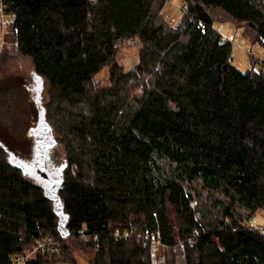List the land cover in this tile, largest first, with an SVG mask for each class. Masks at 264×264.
Instances as JSON below:
<instances>
[{"label":"trees","instance_id":"trees-1","mask_svg":"<svg viewBox=\"0 0 264 264\" xmlns=\"http://www.w3.org/2000/svg\"><path fill=\"white\" fill-rule=\"evenodd\" d=\"M166 1L0 0L18 54L49 86L71 232L59 236L51 203L0 149V264L46 239L27 264H74L73 249L89 264H152L156 233L163 264L179 247L184 264H264L251 224L264 211V68L233 67L213 26L227 18L264 46V0H182L178 27ZM129 39L141 48L126 72L115 58Z\"/></svg>","mask_w":264,"mask_h":264},{"label":"rangeland","instance_id":"rangeland-1","mask_svg":"<svg viewBox=\"0 0 264 264\" xmlns=\"http://www.w3.org/2000/svg\"><path fill=\"white\" fill-rule=\"evenodd\" d=\"M161 16L172 27H178L184 16L182 0H167L161 10ZM214 23V29L221 34L223 39L232 45L230 64L241 72H248L254 68H264V46L253 43V35L244 36V28L231 22H224L227 18ZM8 17L4 19L0 13V136L6 140L11 139L15 148L26 149V134L31 124V115L35 113L33 102L28 101V92L22 76L17 75L10 65L14 67L21 63L32 69L31 61L20 56L16 44L8 29ZM223 21V22H222ZM141 48L140 41L129 39L119 45L116 62L124 71H131L139 59ZM94 82L99 86L110 84V67H105L95 76ZM27 84V83H26ZM46 94V96H45ZM44 100H48L47 91ZM252 222L255 226L264 228V211H258ZM160 252V253H159ZM177 264H184L183 247L177 249ZM89 254L85 250L73 249L74 264H89ZM158 257L164 259L163 251H158ZM163 262V263H164ZM161 263V264H163Z\"/></svg>","mask_w":264,"mask_h":264},{"label":"water","instance_id":"water-1","mask_svg":"<svg viewBox=\"0 0 264 264\" xmlns=\"http://www.w3.org/2000/svg\"><path fill=\"white\" fill-rule=\"evenodd\" d=\"M32 81L25 85L28 92V101L33 102L37 117L27 131V138L31 140L30 152L20 154L11 150L0 142V148L6 155L7 164L18 170L22 177L32 185L39 187L46 200L51 203L52 212L57 218V231L62 239L71 236L69 229L70 215L65 210L62 191L66 182L65 173L68 162L57 163L55 152L60 148L55 128L48 120V102L44 94L48 91L45 78L35 70L31 73Z\"/></svg>","mask_w":264,"mask_h":264},{"label":"built area","instance_id":"built-area-1","mask_svg":"<svg viewBox=\"0 0 264 264\" xmlns=\"http://www.w3.org/2000/svg\"><path fill=\"white\" fill-rule=\"evenodd\" d=\"M0 13L2 18L4 19L6 17V14L3 12L1 7H0ZM10 16L13 17V15ZM251 224L255 230L259 231L261 235H264L263 227L255 226L253 222H251ZM51 245H52L51 239L43 240L39 242L31 252L17 256L13 264H27L34 258V255L36 254L37 251L43 250L47 247H50ZM160 246H161V242L159 239V233H156L150 242V253H151L152 264H161L164 262V259H161V257L157 256V253L160 250Z\"/></svg>","mask_w":264,"mask_h":264},{"label":"flooded vegetation","instance_id":"flooded-vegetation-1","mask_svg":"<svg viewBox=\"0 0 264 264\" xmlns=\"http://www.w3.org/2000/svg\"><path fill=\"white\" fill-rule=\"evenodd\" d=\"M10 67L13 70L15 69L14 71H17V75L18 76H22L23 77V80L25 82L24 85H26V83L32 81V77H31V75H32L31 73L33 71L32 69L31 70L28 69V67H25V65H23L21 63H17L16 67H14L13 65H10ZM45 96H46V94H45ZM32 105H33V108L35 110V113H33L31 115V124H30V126L35 123L36 117H37L36 108H35L34 104H31V106ZM26 140H27V142H26V150L27 151L26 152L29 153L30 152V147H31V140L28 139L27 137H26ZM0 142H2L3 144L7 145L11 150H13V151H15L17 153L26 154V153L23 152L24 150L22 151V150H19L18 148H15V146H14L15 144H14V142L11 139L6 140V139H4V138H2L0 136Z\"/></svg>","mask_w":264,"mask_h":264}]
</instances>
